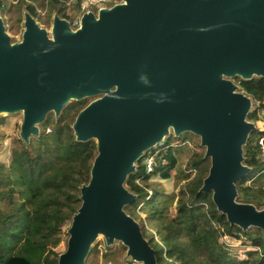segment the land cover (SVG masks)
Listing matches in <instances>:
<instances>
[{"label":"water","instance_id":"water-1","mask_svg":"<svg viewBox=\"0 0 264 264\" xmlns=\"http://www.w3.org/2000/svg\"><path fill=\"white\" fill-rule=\"evenodd\" d=\"M254 76L264 77V0H121L85 12L76 30L54 14L50 32L25 11L19 42L0 12V115L23 113L25 142L50 113L98 96L72 125L98 154L58 264H86L100 235L122 242L135 262L162 264L125 210L137 199L126 181L171 131L200 136L211 160L201 190L213 192L228 222L264 231V209L237 200L257 127L248 120L253 100L234 79Z\"/></svg>","mask_w":264,"mask_h":264},{"label":"trees","instance_id":"trees-1","mask_svg":"<svg viewBox=\"0 0 264 264\" xmlns=\"http://www.w3.org/2000/svg\"><path fill=\"white\" fill-rule=\"evenodd\" d=\"M14 1L0 0V12L15 9L21 15L19 22L25 11L44 25L50 24L48 16L53 19L54 14L70 19L67 0ZM39 9L46 14L43 16ZM237 84L264 114V77H239ZM89 102L90 98L73 100L58 117L50 113L40 135L32 136L28 142L17 136L9 148L0 144V264H58L62 253L58 248L68 236L65 227L82 204L81 186L90 181L98 154L97 142L77 140L72 126ZM1 122L7 123L8 118L2 117ZM17 126L14 123L13 128ZM0 135L6 132L0 130ZM169 143L167 139L166 146L147 151L126 181L137 199L125 210L134 218L137 211L146 215L142 230L158 261L264 264V231L231 225L213 202V192L201 190L209 174L210 158L203 150L196 151L189 156L185 168L179 167V157ZM8 151V159L1 156ZM148 155L155 159L151 172L144 163ZM244 156L251 171L237 181V200L264 206V129L251 132ZM171 178L173 192L167 193L162 182ZM242 240L254 249L248 251L247 257L239 258L232 243ZM254 253L258 255L254 257ZM127 264L137 263L129 260Z\"/></svg>","mask_w":264,"mask_h":264},{"label":"rangeland","instance_id":"rangeland-1","mask_svg":"<svg viewBox=\"0 0 264 264\" xmlns=\"http://www.w3.org/2000/svg\"><path fill=\"white\" fill-rule=\"evenodd\" d=\"M118 1H121V0H118ZM112 4H113V1L110 2L108 6H111ZM91 10L94 12L97 11L96 7H93ZM1 15L5 22L7 32L12 37V42L21 41L22 36H23V31H24V13L22 15V21L20 22L18 18L19 16L21 17V15H19V13L16 12L15 9L11 10L10 12L7 11L5 13H1ZM48 18H49V23H50L48 25L46 24L44 25L40 23L41 19H37V21L42 27L46 28L50 32L53 19L49 16ZM234 80L237 83V78H235ZM97 97L98 96L90 98V102L96 99ZM249 114H251V116H248V120L253 122L257 128L264 129V114L258 106H255L254 101H253ZM2 117L8 118V122L0 123V130L6 132L5 136L0 135V144H3L4 146L9 148L12 140L17 136H20L21 123L23 121V113L19 112L15 114H2L0 115V119ZM14 123L18 125L17 128H13ZM44 124L45 122L39 125L40 129L43 128ZM167 139H170L169 146L176 151V154L179 157V167L185 168V163L193 152H196V151L200 152L202 150L206 152V148L201 146L200 136H197L191 132H184L180 134L179 136H176L174 132L171 131L170 135L165 138L163 142L164 144H162L163 146H166ZM3 154L5 155V157L3 156ZM1 156L8 159L9 151L6 153L2 152ZM174 175L175 176L177 175L176 171L174 172ZM142 185L140 187H142ZM162 186H163V189L167 193H172L173 192V178L162 182ZM258 208L264 209V206H261ZM135 214H136L135 218L140 222L141 226L143 227V224L145 223L144 219L146 215L140 214L139 211H137V213ZM140 216H142V218H140ZM70 224L65 227L66 231L69 228ZM68 238H69V234L67 238L59 246L58 248L59 251L63 252L66 250ZM232 246H233L232 248L234 252L237 254L239 258L247 257L248 251L254 249L245 240L234 241L232 243ZM253 255L254 257H256L258 254L254 253ZM129 260H131V257L127 255V247H125L122 242L115 241L113 244L107 245L105 238L102 235H100L92 246L91 252L87 257L86 264H127V261ZM135 263L140 264L139 262H135Z\"/></svg>","mask_w":264,"mask_h":264},{"label":"built area","instance_id":"built-area-1","mask_svg":"<svg viewBox=\"0 0 264 264\" xmlns=\"http://www.w3.org/2000/svg\"><path fill=\"white\" fill-rule=\"evenodd\" d=\"M12 1L16 2L14 0ZM77 1H80L79 7H76ZM112 1L113 4L111 6L120 2L118 0H67L66 5L68 6V15L70 17V19L67 20L70 22L72 29L76 30L81 26V19L85 12L92 11L91 9L93 7H96L97 11L102 7H110L108 4ZM38 11L43 16L46 14V12L42 9H39ZM48 131H50V129H48ZM154 161V155H148L145 157L144 163L148 172L153 171Z\"/></svg>","mask_w":264,"mask_h":264}]
</instances>
